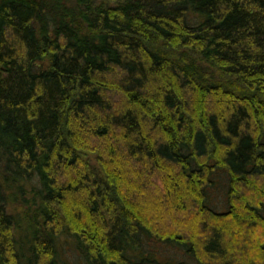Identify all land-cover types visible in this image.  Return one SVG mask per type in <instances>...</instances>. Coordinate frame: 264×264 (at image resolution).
I'll return each instance as SVG.
<instances>
[{"label": "trees", "instance_id": "1", "mask_svg": "<svg viewBox=\"0 0 264 264\" xmlns=\"http://www.w3.org/2000/svg\"><path fill=\"white\" fill-rule=\"evenodd\" d=\"M264 264V0H0V264Z\"/></svg>", "mask_w": 264, "mask_h": 264}, {"label": "rangeland", "instance_id": "2", "mask_svg": "<svg viewBox=\"0 0 264 264\" xmlns=\"http://www.w3.org/2000/svg\"><path fill=\"white\" fill-rule=\"evenodd\" d=\"M176 256L178 258H181L183 261V264H197L193 259L188 258L187 256H184L183 254L176 253Z\"/></svg>", "mask_w": 264, "mask_h": 264}]
</instances>
